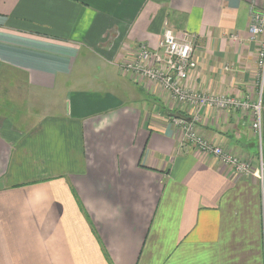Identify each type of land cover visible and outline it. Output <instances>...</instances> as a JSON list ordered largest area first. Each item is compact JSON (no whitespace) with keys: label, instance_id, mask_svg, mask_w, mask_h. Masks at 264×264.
<instances>
[{"label":"crops","instance_id":"1","mask_svg":"<svg viewBox=\"0 0 264 264\" xmlns=\"http://www.w3.org/2000/svg\"><path fill=\"white\" fill-rule=\"evenodd\" d=\"M253 12L264 0H0V264H110L105 251L113 264H264V178L184 141L180 119H150L145 100L199 111L203 135L264 162ZM166 28L194 38L189 87L261 99V140L251 109L176 103L120 68ZM104 74L124 87H99Z\"/></svg>","mask_w":264,"mask_h":264},{"label":"built area","instance_id":"2","mask_svg":"<svg viewBox=\"0 0 264 264\" xmlns=\"http://www.w3.org/2000/svg\"><path fill=\"white\" fill-rule=\"evenodd\" d=\"M251 37L258 43L259 91L264 90V13L253 12L250 24ZM195 41L191 35L184 33L179 37L173 29L166 28L162 33L157 48L143 43L120 68L131 74L137 82L154 83L155 88L162 90L176 103L195 107H216L228 110H252V128L256 136L262 139V106L261 99L252 103L248 99L230 95H218L197 91L187 85L190 73L194 68ZM191 120H179L184 133V141L192 144L201 152L212 154L223 163L232 167L237 174L264 178V162L260 156V165L253 169L251 163L243 156L227 151L203 135L198 128L199 111L190 116ZM178 120V118H176ZM255 170V172H254Z\"/></svg>","mask_w":264,"mask_h":264},{"label":"rangeland","instance_id":"3","mask_svg":"<svg viewBox=\"0 0 264 264\" xmlns=\"http://www.w3.org/2000/svg\"><path fill=\"white\" fill-rule=\"evenodd\" d=\"M140 46V45H139ZM139 46L137 47V49L139 48ZM136 52V51H135ZM103 77H109V83L108 84H106V85H104V84H98V86L99 87H107V88H109V89H111V90H118V91H120L119 90V87L120 88H123L124 87V85L122 84V86H118V87H114V85H111V83H112V81H113V78L112 77H110L109 76V74L108 75H103ZM151 84H153L154 85V83H151ZM116 88V89H115ZM145 100H146V109H147V112H148V115L150 116V119L152 118V117H155L156 115H158V114H161V116H163L164 115V113H165V111L164 110H162V105L163 106H166L157 96H151V95H146V97H145ZM167 107V106H166ZM168 108V107H167ZM169 109V108H168ZM148 116V117H149ZM219 146H221V145H219ZM222 147V146H221ZM222 148H224V147H222ZM224 149H226L227 151H230L229 149H227V148H224ZM262 149V148H261ZM261 155H262V153H261ZM243 158H244V160L246 161V162H248V163H251L252 164V166H255L254 165V163L257 165V162H258V165L256 166V168L257 167H259V165H260V157L258 158V161H252V158H250V157H247V156H243ZM253 162V163H252Z\"/></svg>","mask_w":264,"mask_h":264},{"label":"trees","instance_id":"4","mask_svg":"<svg viewBox=\"0 0 264 264\" xmlns=\"http://www.w3.org/2000/svg\"><path fill=\"white\" fill-rule=\"evenodd\" d=\"M161 108H162V110L165 111V113H167V112H169V111L177 112V113H182V112H180V111H173V110H170V109H168L166 106H163V105H162ZM182 114H183V113H182ZM78 200H79V199H78ZM79 204H80L81 209L87 214V211L85 210V208H84L83 204L80 202V200H79ZM104 254L106 255V257H107L109 263H110V264H113V261H112V259L110 258L109 254L107 253V251H105Z\"/></svg>","mask_w":264,"mask_h":264},{"label":"water","instance_id":"5","mask_svg":"<svg viewBox=\"0 0 264 264\" xmlns=\"http://www.w3.org/2000/svg\"><path fill=\"white\" fill-rule=\"evenodd\" d=\"M166 114H168V116H171V117H174V118H178V119H183V120H186V121H190L191 120L190 116L184 115L182 113L169 111Z\"/></svg>","mask_w":264,"mask_h":264}]
</instances>
